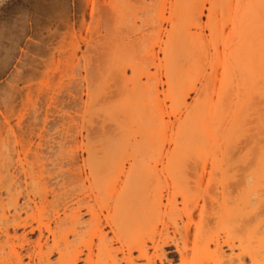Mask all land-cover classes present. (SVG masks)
Masks as SVG:
<instances>
[{
	"label": "bare ground",
	"instance_id": "obj_1",
	"mask_svg": "<svg viewBox=\"0 0 264 264\" xmlns=\"http://www.w3.org/2000/svg\"><path fill=\"white\" fill-rule=\"evenodd\" d=\"M54 4L46 20L71 28ZM100 12L115 33L91 53L111 50L117 78L88 97L75 148L38 132L37 112L0 110V264H264V0H104ZM2 27L5 55L19 46ZM39 66L32 56L0 82L8 105Z\"/></svg>",
	"mask_w": 264,
	"mask_h": 264
},
{
	"label": "rangeland",
	"instance_id": "obj_2",
	"mask_svg": "<svg viewBox=\"0 0 264 264\" xmlns=\"http://www.w3.org/2000/svg\"><path fill=\"white\" fill-rule=\"evenodd\" d=\"M50 1L51 0H5V4H2V7H0V27H2L4 23L5 26L3 25L2 28L5 29L6 32H8L7 29L10 30V28H12L15 32L12 33L13 31L10 32V30L9 34H6V36L8 35L9 38H14V45L16 44L19 48L22 47L28 51L26 55L21 54L20 49L16 46L15 49L13 48L11 50V46H13L12 40L4 38V42H11L10 46L8 44L10 50L7 49L8 51H4V54L9 51L12 53L2 55V52V54H0V82L6 80V84L10 79H15L14 70H16V68H27L32 61V56L38 57L40 60L38 72L33 75V77H29L30 79L26 81V84L21 83L19 80V85L22 84L21 86H25L21 96V104L17 102L18 107L15 106L14 108L16 109H14L8 105L5 97L3 99V94L1 93L0 110H6L4 111L5 115L7 114L9 118L12 116L11 120L13 121L29 119L33 111L34 113L37 112L36 114H38L39 120L38 132H40L42 128L43 131L45 130L43 133L47 136L50 135L49 137L58 139L63 138V136H67L71 139H74L73 137H75V139L77 138L76 142L69 143L64 148V154L67 155L72 148H75L80 143L82 139L81 133L86 135V129L89 128L87 121L90 120L91 115L86 110L88 106V97L94 96V90L99 83L103 82V84L110 85L117 78L116 73L113 72V57L111 50H107L102 57L92 56L91 53L92 49L97 46L99 36L106 34V32L113 34L115 30L111 21L100 12L104 6V0H90V3L88 0H53L55 3L53 7L55 13H60V15L64 13L62 15L63 18L69 17V20L71 18V28L59 26V22V29L55 26L57 22L51 23L48 19L46 20V18H48V3ZM24 14L27 16V19H24ZM32 18L37 24L33 22ZM22 20H25L26 23ZM33 23L37 25L36 34L34 33L35 29H32L34 28ZM30 28L34 33L32 37L30 35L33 33L30 31ZM143 30L144 27L141 26L140 22H138L137 27L133 30V34L136 38V44L133 49L137 56L142 55V51L144 50L140 40ZM16 31L18 33H16ZM50 33H52L53 36L50 35L52 39L49 37L51 39L49 41L50 49L47 54H42L40 49L44 47L45 41L48 39ZM53 34L56 36L54 37ZM28 38L31 40H27ZM78 42H80L85 55L88 56V71L83 67L85 61L82 60V62L79 63V57H81L82 52L76 50ZM19 61L20 63L22 62V67L19 66ZM11 73L12 77L8 76ZM128 76H130V71L128 72ZM8 77L11 78L7 80ZM2 84L0 83L1 92L3 90L2 86L4 88ZM18 101H20V99ZM8 106L11 107L10 111V107L8 108ZM44 124L47 125L44 126ZM64 164L66 166L67 163ZM201 203L202 201L199 200L196 205H200ZM214 212H217V209ZM210 213L211 212H209L208 215ZM213 214L214 213H212V215ZM208 215L205 216V221L214 223L215 219L213 217H215V215ZM201 219L202 217L197 208L193 216V224L191 225L192 230L195 229V224L200 222ZM184 220L187 222L186 218H184ZM169 250H173V247H170ZM175 264H180L179 258L176 259ZM245 264H257V262L246 259Z\"/></svg>",
	"mask_w": 264,
	"mask_h": 264
}]
</instances>
